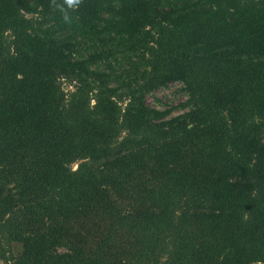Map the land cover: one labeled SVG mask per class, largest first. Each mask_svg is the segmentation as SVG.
<instances>
[{"label":"trees","instance_id":"obj_1","mask_svg":"<svg viewBox=\"0 0 264 264\" xmlns=\"http://www.w3.org/2000/svg\"><path fill=\"white\" fill-rule=\"evenodd\" d=\"M56 4L0 0V260L264 264V0Z\"/></svg>","mask_w":264,"mask_h":264},{"label":"rangeland","instance_id":"obj_2","mask_svg":"<svg viewBox=\"0 0 264 264\" xmlns=\"http://www.w3.org/2000/svg\"><path fill=\"white\" fill-rule=\"evenodd\" d=\"M182 86L183 84L181 82H169L167 85L161 86L148 93L146 95V102L148 105L154 106L161 110L174 107L172 111L174 113H179L183 110L179 103L184 102L186 99V95L182 90ZM13 248L15 253L19 252L20 244H15ZM0 264L4 263L0 260Z\"/></svg>","mask_w":264,"mask_h":264},{"label":"clouds","instance_id":"obj_3","mask_svg":"<svg viewBox=\"0 0 264 264\" xmlns=\"http://www.w3.org/2000/svg\"><path fill=\"white\" fill-rule=\"evenodd\" d=\"M55 0H52V4ZM82 3V0H63V4H56V7L60 9L63 20L65 23H71V17L68 11L65 9L64 5L67 6V9H75Z\"/></svg>","mask_w":264,"mask_h":264}]
</instances>
